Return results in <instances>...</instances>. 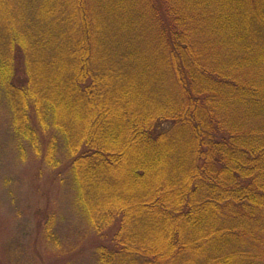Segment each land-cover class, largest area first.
<instances>
[{
    "label": "trees",
    "instance_id": "obj_1",
    "mask_svg": "<svg viewBox=\"0 0 264 264\" xmlns=\"http://www.w3.org/2000/svg\"><path fill=\"white\" fill-rule=\"evenodd\" d=\"M2 114L95 264H264V0H0Z\"/></svg>",
    "mask_w": 264,
    "mask_h": 264
},
{
    "label": "rangeland",
    "instance_id": "obj_2",
    "mask_svg": "<svg viewBox=\"0 0 264 264\" xmlns=\"http://www.w3.org/2000/svg\"><path fill=\"white\" fill-rule=\"evenodd\" d=\"M4 116L0 120V264H13L5 251L16 248L17 240L29 246L32 257L40 258L36 264H95L98 237L89 228L86 215L73 206L67 197L69 191H64L66 196L60 195L58 183L52 182L49 170L41 165V158H19ZM14 164L15 183L6 182L4 170L13 172ZM48 208L61 217L53 225L58 240L55 259L40 242V224H45V213L51 211ZM36 249L41 252L37 253ZM22 257L23 262L18 264H24L25 256Z\"/></svg>",
    "mask_w": 264,
    "mask_h": 264
}]
</instances>
